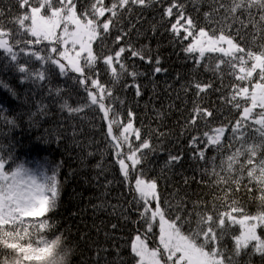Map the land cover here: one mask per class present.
I'll return each instance as SVG.
<instances>
[{
	"label": "trees",
	"instance_id": "1",
	"mask_svg": "<svg viewBox=\"0 0 264 264\" xmlns=\"http://www.w3.org/2000/svg\"><path fill=\"white\" fill-rule=\"evenodd\" d=\"M70 4L91 24L79 33L90 31L89 43L96 34L78 72L60 57L72 27L31 34V9L52 17L63 0H0L12 49H0L1 171L44 174L56 191L44 213L14 206L0 218V264H137L139 235L163 258L138 178L154 184L162 216L208 258L264 264L227 219L264 216V107L249 98L264 87V0ZM200 31L238 50H189ZM125 127L134 136L123 137Z\"/></svg>",
	"mask_w": 264,
	"mask_h": 264
},
{
	"label": "rangeland",
	"instance_id": "2",
	"mask_svg": "<svg viewBox=\"0 0 264 264\" xmlns=\"http://www.w3.org/2000/svg\"><path fill=\"white\" fill-rule=\"evenodd\" d=\"M70 3L71 0H63V7L52 12V17H43L41 15V8H32L31 13L32 15H36V19L35 21L33 20L34 28L31 26V34L34 37L38 35L46 38L49 35L52 36L57 32H60V35L62 36L66 35L68 30L72 27V30L70 31L72 33L68 35L67 40L62 44L63 50L60 53V57L69 67H71L72 70L78 72L80 68V66H78L79 57L83 54L82 52L88 54L89 45L92 46L91 43L96 34L89 43L92 33L90 31L83 32L82 34L79 33L80 31H84L88 26H91V24L80 22ZM75 21L77 22V25ZM85 36H87V38H84ZM192 40L193 42L189 45V50L197 52L199 55L214 50L221 53L225 52L227 54H233L238 50L230 38L224 36L209 38L204 31L198 32ZM0 49L4 51H12L8 39L6 36L4 37V34L1 32ZM233 50L235 51L231 53ZM88 55L92 58L91 49ZM256 60L255 66H259L258 61H261V59L256 57ZM249 98H251L253 107H264V87H256L255 90L251 92ZM103 113L104 116H106L104 110ZM122 136L127 138L134 136V134L129 127H125ZM110 137L116 141L111 131ZM216 137V139L219 138L218 136ZM127 141L130 140L128 139ZM214 141H216L215 138ZM134 157L136 162V152ZM131 161H133L132 158ZM119 164L123 175H125L127 167H124L122 161H120ZM0 183L1 219L12 214L15 210L13 209L14 206L23 212L25 211L34 214L44 213L46 207L45 199L48 196L53 198L56 192L54 182L50 181V179L44 174L40 176H24L23 174H17L12 178H7L1 171V167ZM134 187L136 193H138V195L147 203V213L149 212L153 220L156 221L159 246L164 251V259L162 256L159 258V253L156 250L149 248L144 238L140 235L135 236L133 238L134 240L131 249L139 260L137 264H221L219 260L208 258L203 252L201 253V251L190 245L183 236L179 235L175 230V227L170 222L166 221L161 214L160 207L158 206L156 187L153 183L138 178ZM10 208L11 210H9ZM227 219L230 222L236 223L241 228L242 235L237 241L241 248L254 243L258 252L264 253V242L260 239L258 232L260 228L264 227V216H254L252 218L241 219L229 216Z\"/></svg>",
	"mask_w": 264,
	"mask_h": 264
},
{
	"label": "clouds",
	"instance_id": "3",
	"mask_svg": "<svg viewBox=\"0 0 264 264\" xmlns=\"http://www.w3.org/2000/svg\"><path fill=\"white\" fill-rule=\"evenodd\" d=\"M163 250V249H162Z\"/></svg>",
	"mask_w": 264,
	"mask_h": 264
}]
</instances>
